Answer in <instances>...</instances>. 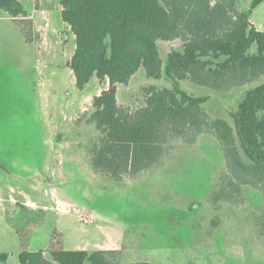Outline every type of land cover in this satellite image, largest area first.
Listing matches in <instances>:
<instances>
[{"label":"rangeland","instance_id":"obj_1","mask_svg":"<svg viewBox=\"0 0 264 264\" xmlns=\"http://www.w3.org/2000/svg\"><path fill=\"white\" fill-rule=\"evenodd\" d=\"M40 1L49 20L40 21L37 12L32 26L24 24L33 43L0 8V252L8 255L0 264H19L23 245L47 249L55 233L65 249L119 250L123 264H264V238L253 219L264 207L260 190L244 186V203L211 205L213 185L226 171L211 135L198 134L192 143L170 139L154 167L118 181L93 169L87 147L98 130L88 118L105 82L93 75L84 88L75 85L68 65L74 34L59 19V0ZM236 1L249 9L250 0ZM21 2L28 12L38 7ZM250 22L264 29V0ZM158 45L165 59L182 41ZM255 83L214 91L180 81L188 93L208 96L209 116L230 122L229 113ZM150 85L171 83L140 68L118 86V102L134 111Z\"/></svg>","mask_w":264,"mask_h":264},{"label":"trees","instance_id":"obj_2","mask_svg":"<svg viewBox=\"0 0 264 264\" xmlns=\"http://www.w3.org/2000/svg\"><path fill=\"white\" fill-rule=\"evenodd\" d=\"M262 1L250 0L249 9L241 10L236 0H59L61 18L75 37L68 63L75 85L84 88L93 75L108 80L107 89L92 98L88 118L98 130L87 147L97 173L117 181L135 176L159 162L170 139L192 143L204 133L216 140L226 167L213 185L211 205L244 203V186L257 188L264 199V29L250 22L251 10ZM0 8L32 41L24 25L32 21L21 0H0ZM175 39L181 49H171L164 59L158 41ZM140 68L171 86L146 87L144 104L131 111L118 102L117 86L128 85ZM182 80L214 91L256 83L244 90L230 122L209 116L208 96L188 93ZM253 219L264 238V207ZM51 240L45 250L23 245L19 264H123L119 250L65 249L59 233ZM7 257L0 252L1 262Z\"/></svg>","mask_w":264,"mask_h":264},{"label":"crops","instance_id":"obj_3","mask_svg":"<svg viewBox=\"0 0 264 264\" xmlns=\"http://www.w3.org/2000/svg\"><path fill=\"white\" fill-rule=\"evenodd\" d=\"M35 1L37 2V3H35ZM23 4V3H22ZM33 4H38V7H32V11H30V12H28L25 8V11H26V14H27V17L26 18H28V19H30V20H32V21H34V22H36L37 21V19H35V17H36V13L38 12L39 13V15L40 16H38V19L40 18V21L41 20H43L44 18L45 19H47V20H49L48 18H47V15H48V12H46V11H44V9L42 8V3H41V1L40 0H32V6H34ZM24 6V5H23ZM61 9H62V7H61V5H59V15H60V18L59 19H61L62 20V18H61ZM8 16V15H7ZM9 17V19H11L12 20V18L10 17V16H8ZM52 18H53V20H55V21H58V19L56 18V16H55V18H54V16L52 15ZM13 21V20H12ZM63 21V20H62ZM64 22V21H63ZM65 23V22H64ZM67 24V23H66ZM46 25H47V23L45 24V26H41V28L42 29H44V31L46 30L45 28H46ZM69 26V25H68ZM70 27V26H69ZM39 29V28H38ZM42 34H43V32H42ZM47 34V33H46ZM48 35V34H47ZM23 39H24V36H23ZM24 41H25V39H24ZM26 43H33V40L32 41H25ZM69 63V62H68ZM104 80V82H105V86H104V88H102V89H100L99 91H98V93L97 94H99L103 89H107V87H108V80L107 79H103ZM119 86V85H118ZM118 86H117V90H118Z\"/></svg>","mask_w":264,"mask_h":264}]
</instances>
